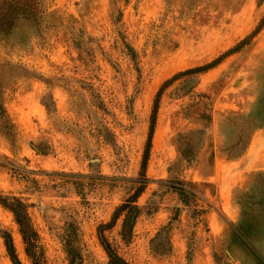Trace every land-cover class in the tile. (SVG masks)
Returning a JSON list of instances; mask_svg holds the SVG:
<instances>
[{"label": "rangeland", "instance_id": "obj_1", "mask_svg": "<svg viewBox=\"0 0 264 264\" xmlns=\"http://www.w3.org/2000/svg\"><path fill=\"white\" fill-rule=\"evenodd\" d=\"M162 86L141 212L105 235L131 264H264V0H0V264L8 237L32 264L7 197L49 264H69L73 219L83 264H109L99 226L133 192Z\"/></svg>", "mask_w": 264, "mask_h": 264}, {"label": "trees", "instance_id": "obj_2", "mask_svg": "<svg viewBox=\"0 0 264 264\" xmlns=\"http://www.w3.org/2000/svg\"><path fill=\"white\" fill-rule=\"evenodd\" d=\"M200 70L202 69L191 68L183 72H180L179 75L186 73H195ZM165 83L163 84V86L165 85ZM163 86L157 92V96L154 101V106L150 120L149 136L147 139L145 153L141 163L140 174L138 177L130 179V181L134 185L133 192L130 194L128 198L124 200L122 204H120L115 209L112 216V220L107 223H102L99 226V231H98L99 239L109 257V264H131L119 254L117 249L112 245L110 240L105 235L104 231L107 228L113 227L118 221V219L123 217L122 229H121V234L123 235V238L126 239L127 236L133 232L135 221L141 212V207L138 204V198L144 192L149 182V178L147 177L146 174V169L152 147V139L155 131L157 112L159 109V103L162 95L161 93L163 90ZM187 115H190L197 120L206 121V122L211 121V112L207 104L204 105L196 104L189 106V112L187 113ZM197 133L201 134V130L200 131L192 130L189 131L188 133L179 132L176 135L175 143L177 144L178 147L179 157L178 160L170 168L172 174H174L177 171V168L179 167V164L181 163L182 160H185L186 162H191L195 159L198 151L195 149L194 146L195 145L194 136ZM200 139L198 138L197 140ZM169 187L177 191L181 195V197L187 195V192L190 191L189 188L186 187L185 182L181 179L176 184L172 182L171 184H169ZM2 203L4 206L8 207L14 213L15 219L19 225L20 232L22 234L23 241L25 243L26 253L31 259L32 264H49L46 259L43 245L40 242V235L32 223L27 205L17 197H12V198L7 197V200ZM65 231L66 234L69 235V238L63 240V247L65 253L67 254V259L69 260V264H83V255L81 251L82 240L80 237L81 228L77 224L75 219L67 223V227ZM6 245L14 264H22L14 247L13 241L10 237L6 238Z\"/></svg>", "mask_w": 264, "mask_h": 264}]
</instances>
